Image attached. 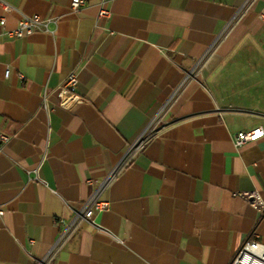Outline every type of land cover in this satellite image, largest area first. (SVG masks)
<instances>
[{"label":"crops","instance_id":"obj_1","mask_svg":"<svg viewBox=\"0 0 264 264\" xmlns=\"http://www.w3.org/2000/svg\"><path fill=\"white\" fill-rule=\"evenodd\" d=\"M71 1L0 0L6 30L58 19L0 42V264H230L253 234L264 244L239 196L264 201V137L233 142L264 130V0ZM71 73L82 102L64 110L54 90ZM140 139L99 228L60 241Z\"/></svg>","mask_w":264,"mask_h":264},{"label":"built area","instance_id":"obj_2","mask_svg":"<svg viewBox=\"0 0 264 264\" xmlns=\"http://www.w3.org/2000/svg\"><path fill=\"white\" fill-rule=\"evenodd\" d=\"M84 0H72L71 9L78 11L85 6ZM0 6L4 7L7 11L11 9L0 2ZM99 16L109 17L110 13L103 8L100 9ZM58 19L55 18H42L38 15H22L18 25L13 30L4 29L5 20H0V26L2 27V33H0V42L3 37L10 39H21L29 37L35 33H51V27H57ZM10 75L9 71L5 72V78ZM78 78L75 73H71L61 83L54 93L58 97V105L61 109L70 110L73 107L79 105L82 102V97L77 92ZM47 94L43 101L46 102ZM264 137V130L261 128L254 129L249 132L238 133L234 139L235 147H241L249 142L258 140ZM9 137L0 133V152L3 150L5 145L9 142ZM144 140L140 139L137 141L129 151L124 155L118 165L100 182L96 185L92 181H88L89 185H95V188L84 203L81 209L72 210L73 219L70 223L60 221L63 226V230L60 236V241L66 240L70 237L77 229L78 223L85 221L93 226H96L93 222V218L96 212L101 213L107 211L110 207V203L103 199L104 192L113 183V181L121 174V172L131 162L136 152L143 146ZM239 196L254 207L259 213L264 216V201L257 192L252 193H240ZM5 216V210L0 206V220ZM99 228V226H96ZM59 241V242H60ZM230 264H264V244L258 241V236L253 234L251 237L246 239L241 247L238 249Z\"/></svg>","mask_w":264,"mask_h":264}]
</instances>
